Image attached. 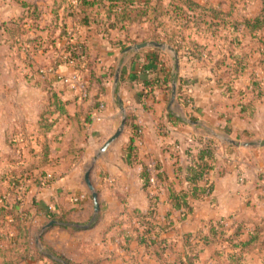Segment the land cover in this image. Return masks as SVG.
Listing matches in <instances>:
<instances>
[{"label":"crops","instance_id":"crops-1","mask_svg":"<svg viewBox=\"0 0 264 264\" xmlns=\"http://www.w3.org/2000/svg\"><path fill=\"white\" fill-rule=\"evenodd\" d=\"M191 1L202 6L221 9L224 12L229 11L228 8L232 3L236 4V0H226L223 5L221 0ZM246 2L247 0L241 1L242 4ZM31 4H36L40 9L41 16L37 23L42 30L33 32L29 23L26 26L29 29L26 38L34 36L35 33L41 37L42 43L40 51L32 52L28 56L32 58V66L27 59L23 66L27 74L33 75L35 69L45 73L43 76L36 74L31 78L26 75V79L23 78L26 81L22 85L30 90H39L41 97H35V100L27 98V109H0V114L2 110H5L0 124V150L4 149L0 151V162L2 160L5 162L3 156L7 148L5 137L7 129L17 124H20V127L31 125V128L35 129L41 111L39 108L45 101L47 90L59 92L61 98L68 101L66 109L69 115L78 113L88 116L89 122L85 124V130L79 133L72 121L63 116L57 119L52 130L46 135L51 161L50 167L46 170L48 173L42 182L28 184L22 197V206L28 211L26 221L30 236L35 243V236L41 228L50 221H57L50 216L56 217L62 209H73V217L86 212L90 198L87 197L84 188L85 174L82 177V170L87 161L92 159L93 163L96 162L98 171L94 176L90 169L87 170L90 171V182L93 187H100L96 189L100 206L96 224L86 229L83 227L88 225L78 224L79 231L72 232L61 228L62 225L59 223L42 234L41 243H44L43 240L46 239L66 238L69 234H83L81 235L82 241H85L83 243L92 242L95 238L97 243L99 241L110 245L116 243V247L125 250L124 254L130 253V250L132 252L133 249L136 250L133 254L136 257L131 259H135L139 264H160L156 258L144 253L135 240L125 243L119 236V231L134 222L131 213L133 210L145 212L148 209L149 198L154 195L159 199L157 213L161 219L169 211L177 217V213L168 203L166 187L170 184L175 190H180V185L174 176V168L178 161L176 157L179 156V163L182 162L181 150L190 145L194 147L196 137H213V133L235 141L256 135L264 122V109H258L257 106L263 105V100L259 99L256 105L257 100L251 97L249 73L232 82L231 94L224 92L223 84L218 83L215 78L217 74L213 67L215 58L208 56L207 52L210 49L208 43L202 46L201 53L196 54V57L181 52L179 71L175 74L173 56L168 52L162 51L153 62L148 61L152 51H146L136 57L135 55L140 51L124 53L125 48L120 52L116 44L120 37L114 38V33L98 34L93 31L94 26L92 28L78 27L72 25L69 18L62 22L63 14L52 12V0H47V3L36 1ZM225 5L228 8L225 9ZM63 23L66 24L65 31L76 35L79 41L85 44L89 58L93 62L94 76L89 84L87 99L82 101L63 89L59 82L54 83L56 73L72 72L70 65L63 64L65 56H62L59 50L53 49L54 44L60 48L66 44L65 38L59 36ZM175 28L178 30L179 26ZM23 44L25 50L29 49L30 44L27 41ZM184 47L188 48V46ZM151 49L153 48L144 50ZM119 67V82L115 93L112 94L114 74ZM154 71L159 77H163L168 71L177 76V94L172 107H169L171 89L170 92L166 88L149 92V88L144 86L142 81L153 77ZM85 76L89 80L87 74ZM248 101L253 102L254 108L247 111L249 114H245L239 104ZM119 102L123 104L126 118L129 119V121L126 119V122L138 128L136 146L140 164L136 166L129 165L123 153V148L133 134L132 127H127L126 124L121 136L94 161L102 144L115 132L121 121ZM168 112L179 118L182 123L176 124L169 121ZM39 139L42 141L43 137L39 136ZM217 141L219 143L216 163L224 164L225 172L222 175L216 171L210 172L208 176L212 184L210 197L193 200L192 213L184 222L177 224L175 231L165 235L175 240L177 251L182 250L181 236L197 232L206 222H216L229 217L253 223L264 220V146L259 144L254 155L235 164L229 155L220 154L219 149L221 147V150L230 154L238 147L232 146L234 150L229 151L224 147V144L225 146L229 144ZM29 143L31 145H28L27 150L22 151L26 164L36 161L30 149H37V146L33 140ZM25 144L27 146V139ZM70 150L78 151L75 157L69 154ZM142 165L149 167L153 177L155 166L159 167L165 176L164 183L156 181L153 192L150 191L151 186L147 189L143 188ZM240 174L244 176L243 183L238 182ZM1 191H3L2 186L0 193ZM74 197H82V200L75 204L72 202ZM90 220L92 215L86 224ZM252 226L253 224H248L247 228ZM15 235V229L7 227V236L10 238ZM46 247L52 248L57 253L58 246L54 242H49ZM212 250H204L199 255L197 264H206ZM113 256L115 257V254ZM168 256L171 257L172 253ZM110 257L111 255L106 253L94 259L85 255L83 257L85 261L82 264H108L106 261ZM66 259L71 261L70 258ZM0 264H6L2 258H0Z\"/></svg>","mask_w":264,"mask_h":264},{"label":"trees","instance_id":"trees-1","mask_svg":"<svg viewBox=\"0 0 264 264\" xmlns=\"http://www.w3.org/2000/svg\"><path fill=\"white\" fill-rule=\"evenodd\" d=\"M106 3H111L109 7L116 11L114 17L117 20L107 26L101 22L102 18L100 19L102 8L107 9ZM148 5L150 6L148 1H145L143 5H136L135 0H52V12L54 14L61 12L63 14L62 22L69 18L72 25L83 28L94 26L93 31L98 34H106L115 29L118 21H134L145 16L148 12ZM98 6L99 9H97ZM167 6L171 9V11L168 9L165 11L166 14H169V18L177 19L178 11L182 15L178 16L180 19L182 17L186 18L185 22H188L187 19H195L194 24L206 26L207 33L210 35H215L214 33L219 30L218 28L223 23L222 26L227 28V32L233 35V39L230 43H227L226 52H224V48H221L220 57H214L213 67L217 73L215 75L216 81L223 84L226 94H231L233 92L232 82L238 77L249 73L252 94L256 95H254L255 99L256 97L258 99L264 98V88L260 86L262 82L255 80L254 76L256 68H261L263 71V54L255 57L252 50H246L248 42H245L249 36L253 39L251 42L261 40L264 31V8L254 17H244L235 22L233 20L237 19L238 14L234 10L236 6L234 3L231 4L227 12L207 5L202 6L191 0H171ZM149 10H151V7H149ZM196 12L199 13L196 14ZM175 13L176 15H174ZM40 16V9L36 4L21 0L17 15L0 22L1 47L5 46L11 50L16 45L21 47L22 42L27 41L30 47L24 52L30 66L33 62L31 61L32 58L28 56L32 52L41 50L42 39L35 33L34 36L26 38L29 30L26 26L31 23L30 28L33 29V32L42 30L37 23ZM153 18L156 17L153 15ZM196 21L200 22L197 23ZM61 29L59 36L65 38L66 44L62 48L54 44L53 49L59 50L62 56H65L64 63L72 62V69L75 72L80 75L87 74L90 84L91 78L94 76V70L93 62L89 58L85 44L81 43L76 35L74 36L72 33L69 34L68 31H65V23H63ZM180 32H182L181 27L178 30V33ZM240 35L241 39H239ZM25 38L26 40H24ZM157 42L166 43L173 47L178 58L181 52L196 57V54L201 53L200 49L202 48V46L194 45L195 50L193 51L189 47L185 49L183 41L172 38L164 41L158 40ZM116 44L119 46L120 52L132 45L124 40H118ZM259 44L263 45L262 43ZM231 45L237 50L231 49ZM77 48L79 49L78 54L76 53ZM146 51H152V55L148 57V61L151 62L156 61V56L162 53L157 49L143 50L135 57ZM257 53H259V50H257ZM33 73L35 76L36 74L43 76L45 72L42 73L40 69H35ZM55 77L54 83L59 82L57 75ZM142 82L144 86L149 88V92L159 88H166L170 92L172 84L178 83V78L170 71L164 74L163 77H159L157 72L154 71L153 77ZM67 104L68 101L63 100L59 92L47 90L43 109L40 111L36 122V138L33 139L37 149H30V153L33 154L36 161L26 164L24 159H20V155H18V161H14L13 153L4 154L3 156L4 159H8L13 164L8 172L0 176V185L3 188L0 193V258L6 264H48L46 262H49V264H73L50 247H46L45 253L37 250L26 221L28 211L22 206L23 192L21 193L15 188L22 186V184L27 186L28 184L42 182V179L48 173L46 170L50 167L51 161L46 135L52 130L58 118L64 116L70 119L79 133L85 130V124L89 122L88 116H82L78 113L73 116L69 115L66 109ZM239 107L245 114H249L247 111L253 109L254 105L252 101H248L240 103ZM168 119L176 124L182 123L179 118H176L170 112H168ZM126 125L132 127L133 134L123 148V153L129 165L136 166L140 164L136 146L138 128L130 122H126ZM39 136L43 137L42 141ZM218 143L215 138L210 136L196 137L194 147L190 145L181 150L182 162L179 163V156L176 157L178 161L175 163L176 167L174 168V176L180 185V190H175L170 184L166 187L168 203L173 211L177 213V217H174L172 212L169 211L161 219L157 213L158 196H151L148 209L145 212L133 210L131 213L134 222L119 231L118 234L124 239L125 243L135 240L137 245L144 250V253L156 258L160 264H197L199 255L206 249H213L206 264H247L244 259L245 255L264 251V220L253 223L229 217L216 222H206L197 232L181 236L182 250L180 251H177L175 240L165 237L167 233L175 231L177 224L184 222L192 213L191 202L193 200L210 197L212 192V184L208 179L210 172L216 171L219 172V175L224 174V164L217 165L216 163ZM224 147L229 151L234 150V147L230 145L225 146L224 144ZM76 152L78 151L70 150L69 154L75 157ZM153 172L154 177L151 176L149 167L142 165L141 180L144 189L151 186L150 179L152 177L161 184L165 182V176L159 167L155 166ZM3 185L5 186L3 187ZM18 196L20 197L19 200L17 199ZM72 212L73 209H62L59 215L56 217L50 216V218L61 223V228L77 232L79 228H77L78 224L75 222ZM96 222L97 218L90 220L88 227H93ZM248 224H253V226L247 228ZM9 226L16 231L14 237L9 238L7 236V227ZM169 253H172L171 257L168 256Z\"/></svg>","mask_w":264,"mask_h":264},{"label":"rangeland","instance_id":"rangeland-1","mask_svg":"<svg viewBox=\"0 0 264 264\" xmlns=\"http://www.w3.org/2000/svg\"><path fill=\"white\" fill-rule=\"evenodd\" d=\"M21 0H0V22L6 21L9 18H12L17 15L19 11V3ZM27 1L30 3H34L36 1L47 3V0H22ZM145 1L150 2V6L148 5V12L145 16L139 17L138 19L134 21H118L115 29L110 30L109 33H114L113 37H120L119 40H124L126 43H131L132 45L146 42V41H154L157 42L158 40H167L169 38H172L174 40L183 41L185 43V46H188L189 48L193 50L194 45H198L199 47L204 46L208 43L210 49L208 50V56L213 57H220L221 54V48H224V52H226V45L227 43H230L233 39V35L231 33H228L227 28L223 27V23H221L219 30H217L215 35H210L207 33L206 26L204 25H195L194 21L195 19H187L188 22H185L186 18L182 17L181 19L178 16H182L178 11L174 15H176V18H169V14H166V10H170V7L167 6L171 0H135L136 5L137 4H144ZM226 0H221V5ZM242 0H236V6L234 7L235 12L238 14V17L236 20H233L235 22H238L237 20H241L244 17H254L257 14L261 12L264 8V1L263 0H247L246 3H241ZM107 9L102 8V16H100V19L102 18L101 22H103L106 26L109 24L115 23L117 20L115 19V10L110 9L109 5L111 3H106ZM228 5V4H227ZM225 5V9L227 7ZM149 7H151V10H149ZM179 7V6H177ZM228 8V7H227ZM99 9V6L97 7ZM229 9V8H228ZM108 11V12H107ZM227 12V11H226ZM199 12H196L198 14ZM150 14V15H148ZM153 15L156 18H153ZM173 19V20H172ZM221 20V19H220ZM229 21V20H226ZM199 23L198 21H196ZM181 27L182 32L178 33V30L175 27ZM200 29V30H198ZM250 38V39H249ZM246 38L245 42H248V47H246V50H252V54L255 57H259L260 54H263V71L261 68H256L255 70V80H259L261 83L260 86L264 88V31L263 36L260 41ZM241 39V35L239 37ZM242 41V40H241ZM262 43L263 45H260L259 43ZM162 43V42H160ZM243 43V42H242ZM166 44V43H164ZM130 45V46H132ZM168 45V44H167ZM251 45V47H250ZM230 46V45H229ZM231 49H234L236 51L237 49L231 45ZM257 50H259V53H257ZM25 48L24 44L22 42L21 47L16 45L13 47V49L9 50L7 47L3 46L1 47L0 43V109H27V98L36 99L40 95V92L36 90H30L27 86L23 85V82H25L27 75L29 78L33 77L31 74H27L25 72V68L23 64L25 63L26 54H25ZM257 53V54H256ZM64 64V62H63ZM31 73V71H30ZM71 72L69 73H56V75L62 76V78H68L70 77ZM65 76V77H64ZM80 81L86 82V88L87 96L89 92V82L87 80V77L85 74H81ZM250 77V76H249ZM25 78V79H23ZM251 80V78H250ZM59 84L63 87V89L67 90L69 93L74 94L79 98L78 92L73 90L68 84L67 86L63 84L62 82H59ZM250 86V85H249ZM249 91L251 92V97L255 99V96L252 94V88L250 86ZM264 93V89H263ZM45 95V94H44ZM45 95V99H46ZM36 97V98H35ZM80 99V98H79ZM86 98H81V101ZM257 103L259 102V99L256 97ZM263 105L258 104V109H264V98ZM39 109H43V105H40ZM3 111L0 114V124L2 122L3 117ZM18 122V121H17ZM20 123V122H18ZM261 129L257 132L254 136H248L244 137L242 139H239L238 142L248 143L249 146L242 148L238 147L234 150L232 153L224 152L225 150H221L220 147L219 153L225 155H229L230 158L235 162V164L240 163L246 158H250L252 155H254L255 150L257 147H259L260 143L264 140V122L263 126L260 127ZM24 129V130H22ZM21 130V132H20ZM37 129L32 127L31 125L27 127H20V124L12 125L7 129L6 132V146L5 148L6 152L4 154H11L14 155V161H18L20 155V159H24L23 157V149L27 150L29 142L36 137ZM23 133V134H21ZM27 139L28 144L26 146L25 140ZM30 140V141H29ZM31 145V144H30ZM1 152L4 151L3 148L0 150ZM228 153V154H227ZM25 160V159H24ZM13 164L9 162L8 159H5V162L2 160L0 162V176H3V173L8 172L10 167ZM17 165V164H14ZM6 167V168H5ZM91 171L93 175L95 176L97 174L98 168L96 166V162L93 163L92 159L87 161L86 165L84 166L82 170V177L85 174L87 170ZM103 173V172H101ZM238 182L243 183L244 176L238 175ZM242 179V180H240ZM1 180V178H0ZM96 183V181H94ZM5 184V183H4ZM6 185V184H5ZM3 185V187L5 186ZM154 184H151L150 191H154ZM2 185H0L1 187ZM26 185L24 186L22 192H25ZM84 188L86 190L87 197L90 198V204H88V209L84 214L75 215V219L77 224L82 225H88L86 224L89 217L92 215L93 212V202L91 198V191L86 188L84 185ZM96 189H100V187L94 186V191L96 192ZM21 192V193H22ZM97 193V192H96ZM99 200V195H98ZM99 216V215H98ZM98 218V217H97ZM83 234H69L66 236V238H58L57 240H43L44 243H41L42 251L41 253H45L46 245L50 243L56 244L57 247V253L64 255L66 258H70L71 261H73V264H82V262L85 261L83 258L85 255H88L90 258L101 256L104 253L111 255L110 258L107 259L106 263L108 264H139V262L135 261V259H131V257L135 258L136 256L133 255L136 250L133 249V252L130 250V253L124 254L125 250L116 247V243H112L113 245H110L109 243H104L103 241H99L97 243L96 238L92 240V242L83 243L85 241H82ZM74 239V240H72ZM107 239V238H106ZM59 244V245H58ZM78 244V245H77ZM61 245V246H60ZM115 254V257L113 256ZM124 255V256H123ZM123 256V257H121ZM245 262L247 264H264V252L263 250L249 253L245 255L244 257ZM49 264V262H46ZM142 264V263H140Z\"/></svg>","mask_w":264,"mask_h":264},{"label":"water","instance_id":"water-1","mask_svg":"<svg viewBox=\"0 0 264 264\" xmlns=\"http://www.w3.org/2000/svg\"><path fill=\"white\" fill-rule=\"evenodd\" d=\"M148 48H153V49H158L164 52H168L170 54H172L173 56V70L174 73L177 74V72L179 71V58L177 55V52L175 51V49L173 47H171L170 45L164 44V43H160V42H155V41H146V42H142V43H138V44H134L132 46L127 47L124 50V53H137L141 50L144 49H148ZM119 74H120V67L116 70L115 74H114V79H113V83H112V94L115 93L118 82H119ZM176 94H177V90H176V83H173L171 86V94H170V101H169V107H172L173 104L175 103L176 100ZM119 109L122 113V118L121 121L117 127V129L115 130V132L102 144V146L100 147L97 155L94 157V161L97 159V157L105 152L107 150V148L115 141L117 140L121 134L124 131L125 128V124H126V115L124 112V107L123 104L121 102H119ZM213 137H215L217 140L227 143L231 146L234 147H248L249 144L248 143H239L238 141H235L233 139H230L228 137H225L223 135H219L216 133L212 134ZM260 145L264 146V140L262 141V143H260ZM84 182L85 185L87 186V188L91 191V198H92V202H93V213H92V220L96 219L100 213V206L98 203V195L97 193L94 191V187L92 186L91 182H90V171H87L84 175ZM59 225V222L57 221H50L49 223H47L46 225H44L41 228V231L35 236V245L36 248L39 252L42 251V246L40 245V238L42 236V234L54 227ZM84 229L88 228L87 227H83Z\"/></svg>","mask_w":264,"mask_h":264},{"label":"built area","instance_id":"built-area-1","mask_svg":"<svg viewBox=\"0 0 264 264\" xmlns=\"http://www.w3.org/2000/svg\"><path fill=\"white\" fill-rule=\"evenodd\" d=\"M76 53L77 54L79 53V49L78 48H77ZM66 63L73 68V65H72L71 61H69V63L68 62H66ZM70 75L71 76L68 77V78H66L65 76H64L65 78H62V76H59V75H57V77H58L59 82H62L66 86L68 84L73 90L77 91L78 92L77 94L79 95L78 97L80 99L81 98H86L87 97V91L85 90V88H86L87 83L86 82L84 83L83 81H80V78L78 77V75L80 76V74L75 72L73 69H72V72L70 73ZM83 100H85V99H83ZM93 117L97 119V117H95V116H93ZM240 180H242V179H240ZM154 183H156V181L152 177L150 179V184H154ZM24 186H25V184H22V186L15 187V188L18 191L22 192ZM17 199L19 200L20 197L18 196ZM81 200H82V197H74V198H72V202L75 203V204L79 203Z\"/></svg>","mask_w":264,"mask_h":264}]
</instances>
